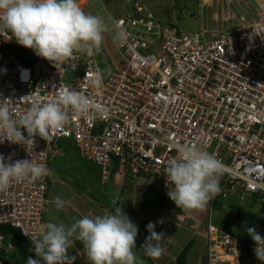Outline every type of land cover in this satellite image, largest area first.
I'll use <instances>...</instances> for the list:
<instances>
[{"label": "built area", "instance_id": "2783aa9c", "mask_svg": "<svg viewBox=\"0 0 264 264\" xmlns=\"http://www.w3.org/2000/svg\"><path fill=\"white\" fill-rule=\"evenodd\" d=\"M84 1L79 3L86 12L109 22L95 55L76 51L56 67L19 45L11 33H0V103L14 118L33 102L51 101L64 87L90 101L86 114L70 112L69 122L50 140L34 137L27 145L30 153L5 139L0 143L5 163L32 159L52 170V159L63 156L68 144L99 167L103 185L113 165L119 176L145 185L161 180L166 187V166L179 158L181 145L195 143L223 165L220 192L210 204L228 200L236 208L238 200L253 197L251 206L259 200L264 219V6L255 10L246 0L242 6L227 0L220 24L200 18L198 29L187 32L174 21L161 22L143 0H128L130 10L119 14H111L100 0L98 8ZM111 21L124 29L126 40L116 38ZM114 47L119 50L115 64L107 59ZM99 57L106 63L103 71ZM97 72L103 73L99 88L90 85ZM52 182V176L12 182L0 191V250L8 251L1 230L8 225L19 230L34 254ZM211 219L203 234L206 264H262L241 245L236 224L227 230ZM255 227L264 236V220Z\"/></svg>", "mask_w": 264, "mask_h": 264}, {"label": "clouds", "instance_id": "9594fccd", "mask_svg": "<svg viewBox=\"0 0 264 264\" xmlns=\"http://www.w3.org/2000/svg\"><path fill=\"white\" fill-rule=\"evenodd\" d=\"M234 1V6L244 4V0ZM184 5H180V12L185 11L187 16L195 18L196 11L204 8L187 12ZM225 8L222 10L223 16ZM217 13L218 10H211L209 21L203 19V23L220 24V19L214 18ZM111 27L116 31V38L127 39L126 32L118 22L111 21ZM108 30L109 22L99 15L85 12L79 0H0V33H11L19 45L32 49L37 56L47 59L56 67L70 60L76 51L88 56L99 53L103 34ZM102 84L103 73L97 72L90 78L91 86L99 88ZM89 106L90 101L86 96L69 87L60 89L51 101L33 102L22 115L15 118L9 106L0 103V134L3 135L0 143L6 139L27 148V145L33 144L36 136L50 140L53 131L63 129L69 122L70 112L83 115ZM22 128L26 130L27 137L22 133ZM178 151L179 158L172 159L165 168L166 187L168 183L173 185L167 194L180 209H203L220 192L223 165L213 154L195 143H184ZM51 176V169L34 163L32 159L5 163V157L0 155V191L6 190L12 182H35ZM55 202L58 207L63 204L59 197L55 198ZM212 204L203 223L204 232L208 216L212 217L216 211ZM155 228V223L147 224L150 235L142 245V252L147 257L158 259L164 252L161 243L164 236L157 233ZM247 233L255 241L257 259L264 264V236L256 227H248ZM137 235L138 225L121 208L115 214L83 216L70 226L48 222L40 238L34 239L35 257L29 256L27 264H74L76 256L69 255L74 240L83 243L90 264H137L133 251Z\"/></svg>", "mask_w": 264, "mask_h": 264}, {"label": "crops", "instance_id": "0c3cea01", "mask_svg": "<svg viewBox=\"0 0 264 264\" xmlns=\"http://www.w3.org/2000/svg\"><path fill=\"white\" fill-rule=\"evenodd\" d=\"M100 1H102L105 5L104 8H106L111 14H119L129 11L131 7L128 0ZM100 1L85 0L84 5H93V7L98 8ZM121 1H123L128 8H125ZM226 1L227 0H208L206 2V0H199L197 6L204 7L205 9L210 10V12L214 9L222 11L226 6ZM79 2H81V0H79ZM195 6L196 5L194 4L193 8ZM248 6L255 10H259L260 7L264 6V0H249ZM97 12L100 15H103L101 14L103 11L98 10ZM70 147V145L64 144L63 156L52 159L51 167L55 174L59 175V171L62 167L68 165L66 160L71 161L74 159L75 161L77 159L78 161V158H80L78 153L76 154L77 151H73L75 148ZM83 161L84 160L81 159L78 163H82L84 168H81L80 170L85 172L90 165H87L88 161ZM110 169L109 179L104 185L100 182V169L98 173V168L96 169L93 167L91 168V171L94 172L95 176L91 177V184L82 182L83 184L80 185L81 189L76 186L77 180L75 181L76 184L74 183L75 187L72 182L63 178L64 175H62L59 180L61 184L59 189L63 188L64 191L60 194L54 195L53 181L49 187L47 195L48 204L44 215V224L41 227V233L45 230V225L48 222L64 223L65 225L70 226L76 219L82 218L83 216L95 217L97 215L109 213L115 214L117 209L121 208L122 212L132 222L138 225L136 248L133 249L137 256V264H179V255L187 246L188 250L182 257L181 264H206L203 223L207 220L209 203L203 209H180L167 194L165 203L161 207L156 208L149 205L143 206L141 205V198L147 185L141 186L137 183V180H134L129 176L117 175L113 165ZM122 181H124L126 185L125 191H122L124 189H121V187H123L121 185ZM140 188L142 189L139 194ZM138 194L140 195L139 198ZM56 197H59L63 201L61 207L57 206L55 202ZM114 200L116 201L117 208L110 207ZM50 201L52 202L51 206H49ZM121 204L123 207L120 206ZM171 208L174 212L168 214L167 209L169 210ZM204 211H206V213H204ZM176 213H181V215H176ZM160 221L163 222L160 223ZM149 222L155 223V231L157 233H162L164 236V239L161 242L164 252L158 259L147 257L142 252V245L145 243L146 237L150 235L146 229ZM179 229H181V231L177 236L176 233L177 231L179 233ZM9 241L10 240L7 241L8 253L6 257H16V260L21 261L22 256L18 253L17 247L12 244L10 245ZM69 255L76 256L74 264H90L83 243L78 240H74L72 247L69 249ZM31 256L35 257V254Z\"/></svg>", "mask_w": 264, "mask_h": 264}, {"label": "rangeland", "instance_id": "374dc122", "mask_svg": "<svg viewBox=\"0 0 264 264\" xmlns=\"http://www.w3.org/2000/svg\"><path fill=\"white\" fill-rule=\"evenodd\" d=\"M84 1V0H81ZM105 1V0H104ZM107 1V0H106ZM144 2L146 1L149 5V9L154 13V15L161 21V22H169V21H174L176 22V24L178 26H180L181 29L187 31V32H193L196 31L200 25V18H203L206 21H209V16L211 15L210 10H207L205 8H202V10L200 11H196V15L197 17H191V16H187L185 18L180 16V10L181 7L180 5L185 4V9H187V12H189L191 9L195 10V8H198L197 4L199 3V0H143ZM191 1V3H190ZM123 3V1H121ZM145 2V3H146ZM124 4V3H123ZM196 5L194 8L192 5ZM125 8H128L125 4L123 5ZM201 9V8H200ZM85 12L87 11L86 8L83 9ZM207 10V11H206ZM193 16V15H192ZM223 16L222 11H219V13H217L214 18L215 19H221ZM217 28H222L220 26H218ZM104 37V35H103ZM105 39V37L103 38V40ZM118 48L114 47L113 52H110V56L107 57V59H111L112 63L115 64V62L117 61L118 58ZM98 62L100 63V68L105 69L106 68V63L105 60L103 58H97ZM114 61V62H113ZM103 71V70H102ZM76 152V149L73 150ZM77 154V152H76ZM80 157V156H79ZM81 158V157H80ZM78 158L74 161H67V166L66 167H62V169L59 171L60 174H55L54 171L53 172V176L52 179L54 181V195L56 194H60L62 193L64 190L59 189L60 188V178L63 176V178H65L66 180L72 182V184L75 186V184L77 183V188L81 189V186L83 183H90L91 184V177L95 176L94 172L91 171V168H98V173H99V167L93 163V162H87V165H90V167L85 170V172L83 170H80L81 168H84V166L82 165V163H78L79 161L84 160L83 162H85V159L83 158ZM88 172V173H87ZM77 180V181H76ZM76 181V183H75ZM83 182V183H82ZM75 183V184H74ZM138 184H140L141 186L145 185L144 183H140L137 182ZM121 185L123 187H121V189H124L122 191L126 190V185L125 182L122 181ZM75 186V187H76ZM99 187V186H98ZM141 189H139V194L141 193ZM86 193V192H85ZM84 193V195H85ZM83 194V193H82ZM138 194V198L139 195ZM253 201V197H247L245 199H241L240 201L238 200L239 203H241V207L244 208H250L255 211V212H259L262 211V206L260 204V201L257 200L256 203L252 204L251 206V202ZM222 207L217 211L214 212L213 216H212V222L217 225L218 227H222L223 229H227V230H232L235 224V218H234V214L233 211L235 210V204L229 202L228 200H223L222 202ZM52 205V202H49V206ZM121 207L122 204L120 205ZM110 207L112 208H117L116 203H111ZM174 211L171 209H167V213L168 214H172ZM204 213H206V211H204ZM176 215H181V213H176ZM189 220V219H187ZM192 224V223H191ZM185 228V226H184ZM181 229H179V233L177 231V236L178 234H180ZM184 231V230H183Z\"/></svg>", "mask_w": 264, "mask_h": 264}, {"label": "trees", "instance_id": "16d2710c", "mask_svg": "<svg viewBox=\"0 0 264 264\" xmlns=\"http://www.w3.org/2000/svg\"><path fill=\"white\" fill-rule=\"evenodd\" d=\"M167 188L163 185L161 180L153 182L147 185L144 189L141 205L143 206H152L159 208L164 205L165 200L167 198ZM221 199H215L212 206L215 210L220 209ZM236 227L234 229V233L237 235L239 240L241 241V245L249 250L251 253L255 254L253 251L254 240L247 233L248 227H255L258 223H262L264 220L261 216V211L258 213L253 211L250 208L244 207H236L233 211ZM1 230L5 233L6 240H10L9 244L15 245L18 249V253L22 256V260H16L15 257H6L7 253L5 249L0 250V260L3 264H27V259L29 256L34 255L28 250V244L25 238H23L19 232L14 227L11 226H2ZM188 246L182 250L179 255V264H181V260L184 254L187 252ZM23 261V262H22ZM184 261V260H183ZM183 263V262H182Z\"/></svg>", "mask_w": 264, "mask_h": 264}, {"label": "bare ground", "instance_id": "6f19581e", "mask_svg": "<svg viewBox=\"0 0 264 264\" xmlns=\"http://www.w3.org/2000/svg\"><path fill=\"white\" fill-rule=\"evenodd\" d=\"M208 0H206V2H207Z\"/></svg>", "mask_w": 264, "mask_h": 264}]
</instances>
